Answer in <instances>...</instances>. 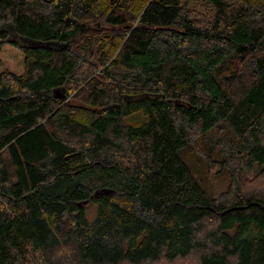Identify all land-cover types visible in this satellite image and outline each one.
Masks as SVG:
<instances>
[{"label": "trees", "instance_id": "trees-1", "mask_svg": "<svg viewBox=\"0 0 264 264\" xmlns=\"http://www.w3.org/2000/svg\"><path fill=\"white\" fill-rule=\"evenodd\" d=\"M4 23L29 41L0 32V264H264L240 178L264 176V0H0Z\"/></svg>", "mask_w": 264, "mask_h": 264}, {"label": "rangeland", "instance_id": "rangeland-1", "mask_svg": "<svg viewBox=\"0 0 264 264\" xmlns=\"http://www.w3.org/2000/svg\"><path fill=\"white\" fill-rule=\"evenodd\" d=\"M0 32L5 34V39H9V40H15L17 41L20 45H25L28 44L27 39H23L20 36H18L13 28V26L9 23H4L0 25ZM1 39V37H0ZM32 46H37V45H41L42 43H40L39 41H31L29 45ZM44 45V44H42ZM223 137V133L222 132H218L215 136H214V140H218L219 138ZM220 143H223V141H220ZM224 145V144H223ZM208 166V167H207ZM209 168L211 171V183L214 187V189L216 191H219V184L223 181L225 182V180H227L229 178V172L231 173V171H224V170H220L217 166L216 163H212V164H205L204 169ZM252 171L246 172L245 170H241L240 172V178H242L244 181H246V187H244L245 189H249L250 191H255V192H261L262 194H264V176H259V177H254L251 174ZM252 176L251 179H249ZM249 179V180H248ZM252 184V185H251ZM92 207V208H91ZM90 208H88V215L91 213H94V206H91ZM151 264V263H148ZM160 264H165V263H160ZM168 264H179L175 261L169 262Z\"/></svg>", "mask_w": 264, "mask_h": 264}, {"label": "water", "instance_id": "water-1", "mask_svg": "<svg viewBox=\"0 0 264 264\" xmlns=\"http://www.w3.org/2000/svg\"><path fill=\"white\" fill-rule=\"evenodd\" d=\"M105 193L107 194V193H111V191H105ZM113 193V192H112Z\"/></svg>", "mask_w": 264, "mask_h": 264}]
</instances>
